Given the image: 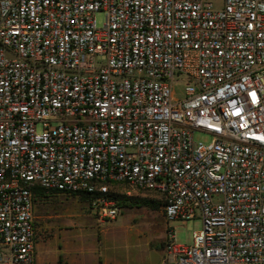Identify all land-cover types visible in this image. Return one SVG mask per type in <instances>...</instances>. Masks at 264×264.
<instances>
[{
    "label": "built area",
    "instance_id": "2783aa9c",
    "mask_svg": "<svg viewBox=\"0 0 264 264\" xmlns=\"http://www.w3.org/2000/svg\"><path fill=\"white\" fill-rule=\"evenodd\" d=\"M36 186L199 216L161 264H264V0H0V264H36Z\"/></svg>",
    "mask_w": 264,
    "mask_h": 264
},
{
    "label": "rangeland",
    "instance_id": "374dc122",
    "mask_svg": "<svg viewBox=\"0 0 264 264\" xmlns=\"http://www.w3.org/2000/svg\"><path fill=\"white\" fill-rule=\"evenodd\" d=\"M211 1L221 7L222 0ZM96 26L102 28L103 11L95 12ZM186 81L174 83L175 97L184 96ZM40 130L41 126L37 125ZM196 139L209 140L201 132ZM155 201L156 207H120L114 219L100 220L89 209V202L77 195L60 194L46 202L34 200L36 240L44 241L41 251L47 264H161L167 226L174 230L179 244H190L193 231L202 228L198 216L186 222H166L159 200L150 194L130 196Z\"/></svg>",
    "mask_w": 264,
    "mask_h": 264
},
{
    "label": "trees",
    "instance_id": "16d2710c",
    "mask_svg": "<svg viewBox=\"0 0 264 264\" xmlns=\"http://www.w3.org/2000/svg\"><path fill=\"white\" fill-rule=\"evenodd\" d=\"M33 191H34V200H39L42 202H46L47 200L56 197L60 194H68V193L55 191L52 189H46L40 186L34 187ZM70 194L77 195L81 200L89 202V196L85 193H70ZM115 201L119 207L132 206L134 204L150 206V207H156L158 205L155 201H151L144 198L125 197V196H117V195L115 196Z\"/></svg>",
    "mask_w": 264,
    "mask_h": 264
},
{
    "label": "crops",
    "instance_id": "0c3cea01",
    "mask_svg": "<svg viewBox=\"0 0 264 264\" xmlns=\"http://www.w3.org/2000/svg\"><path fill=\"white\" fill-rule=\"evenodd\" d=\"M43 244H44V241H39V240L37 241L36 240V251H35V253H36V256H35L36 264H47L41 255ZM161 263H162V258H161ZM54 264H65V263H61L58 260L57 262L55 261Z\"/></svg>",
    "mask_w": 264,
    "mask_h": 264
}]
</instances>
